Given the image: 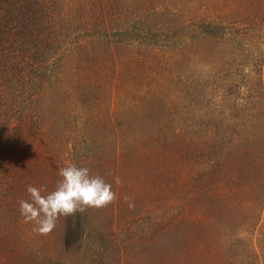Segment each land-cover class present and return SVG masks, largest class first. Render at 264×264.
Segmentation results:
<instances>
[{"label":"rangeland","instance_id":"374dc122","mask_svg":"<svg viewBox=\"0 0 264 264\" xmlns=\"http://www.w3.org/2000/svg\"><path fill=\"white\" fill-rule=\"evenodd\" d=\"M40 2L0 76V264H264V0ZM70 163L116 200L40 235L18 202Z\"/></svg>","mask_w":264,"mask_h":264},{"label":"clouds","instance_id":"9594fccd","mask_svg":"<svg viewBox=\"0 0 264 264\" xmlns=\"http://www.w3.org/2000/svg\"><path fill=\"white\" fill-rule=\"evenodd\" d=\"M60 177L54 190L44 194L41 188L28 185L29 199H21L19 213L25 223L33 225L40 235L50 234L61 217L75 216L89 208H104L116 200L112 185L103 177L92 175L89 168L70 163L59 169ZM129 208L134 204L130 198Z\"/></svg>","mask_w":264,"mask_h":264},{"label":"trees","instance_id":"16d2710c","mask_svg":"<svg viewBox=\"0 0 264 264\" xmlns=\"http://www.w3.org/2000/svg\"><path fill=\"white\" fill-rule=\"evenodd\" d=\"M40 1L0 0V76L10 83L20 80L22 69L16 70L26 63L28 51L36 48L35 42L42 41L39 29L44 24L45 10Z\"/></svg>","mask_w":264,"mask_h":264}]
</instances>
